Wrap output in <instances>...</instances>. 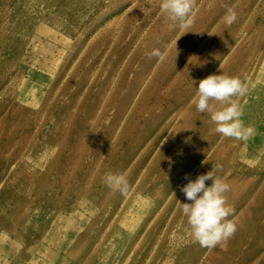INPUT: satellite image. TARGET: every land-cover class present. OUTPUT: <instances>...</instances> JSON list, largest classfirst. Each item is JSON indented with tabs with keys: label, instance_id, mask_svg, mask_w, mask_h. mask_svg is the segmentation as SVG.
I'll return each instance as SVG.
<instances>
[{
	"label": "rangeland",
	"instance_id": "obj_1",
	"mask_svg": "<svg viewBox=\"0 0 264 264\" xmlns=\"http://www.w3.org/2000/svg\"><path fill=\"white\" fill-rule=\"evenodd\" d=\"M160 4L0 0V264H264V0H195L183 31ZM222 73L247 85V142L192 102ZM214 169L237 231L207 248L178 200Z\"/></svg>",
	"mask_w": 264,
	"mask_h": 264
},
{
	"label": "clouds",
	"instance_id": "obj_2",
	"mask_svg": "<svg viewBox=\"0 0 264 264\" xmlns=\"http://www.w3.org/2000/svg\"><path fill=\"white\" fill-rule=\"evenodd\" d=\"M161 11L171 20L178 22V28L183 31L194 22L196 13L195 0H161ZM237 19V12L229 8L222 18L231 25ZM153 56L160 61L166 58L167 50H154ZM247 85L238 77L225 74L209 75L199 81L193 103L197 111L210 113L215 131L222 137L234 138L247 142L256 134V129L246 125L242 119L243 109L236 97L245 95ZM213 101L222 107L214 108ZM215 169L198 175L195 179L186 176L187 183L180 188L187 202L178 200L183 215L187 218L190 234L203 247L212 248L226 241L237 231L234 219H228L233 214V208L228 202L226 193L230 185L214 175ZM127 172L107 174L105 183L113 191L125 193L129 190ZM211 181V184L206 182ZM172 195L176 197L175 192ZM177 198V197H176Z\"/></svg>",
	"mask_w": 264,
	"mask_h": 264
},
{
	"label": "bare ground",
	"instance_id": "obj_3",
	"mask_svg": "<svg viewBox=\"0 0 264 264\" xmlns=\"http://www.w3.org/2000/svg\"><path fill=\"white\" fill-rule=\"evenodd\" d=\"M75 214L76 213H74V216L73 217H71L70 219H69V221L67 222V228H66V231H69V230H72V227L74 226V224H75Z\"/></svg>",
	"mask_w": 264,
	"mask_h": 264
}]
</instances>
